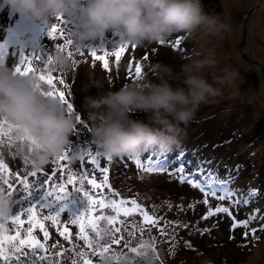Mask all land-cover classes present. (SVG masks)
Here are the masks:
<instances>
[{
	"label": "rangeland",
	"instance_id": "374dc122",
	"mask_svg": "<svg viewBox=\"0 0 264 264\" xmlns=\"http://www.w3.org/2000/svg\"><path fill=\"white\" fill-rule=\"evenodd\" d=\"M221 2L218 11L206 13L229 26L228 31L215 37L205 36L199 31L192 34L181 32L159 43L133 47L123 41L116 43L123 39L122 34L109 30L96 41L86 44L84 49L77 51L71 45H64V40L69 38L83 18V7L78 15H65L56 20L54 24L58 26L57 39L50 40V26L10 11L4 0H0V63L14 69L22 57L30 56L32 73L53 78L55 88L41 82L42 89L63 91L65 98L73 104L70 115L81 117L80 121H77V131L70 137V144L65 149L69 150V159L63 162L65 168L62 172L58 157L43 168H32L29 163L31 147L26 148L25 155L17 154L19 144L31 145V142L21 140L6 124L0 127V160L9 165L8 173L0 174V187L5 189L4 194L9 190L7 185L2 183L4 178L16 184L17 173L28 176L36 171V177L29 176L30 183L35 181V189L30 199L38 200L49 187L45 186L43 189V180L55 169L57 175L54 180L57 183L66 184L68 175L75 177L74 184L67 185L70 191L66 201L68 212L86 208V200L73 189L83 187L84 190H91L87 180L94 178L104 185L103 194L97 198H105L106 194V203H110L112 199H116L118 203L121 200L130 202L135 199L150 215L161 218L159 224L148 225L141 233L140 229L145 225L139 214L124 217L122 213L117 216L111 207L96 208L92 215L101 218L97 220L100 235L97 236L88 228L86 231L89 239L94 243L100 239L103 243L107 239L105 233L114 232L115 228L121 229L119 233H115L116 237L123 236L124 239L120 245H111L109 242L111 253L100 256L94 264H132L137 257L136 254H130L131 247L140 250V259L144 260V264H206L207 261H211V264H264V130L255 133L253 126L264 117V0ZM61 28L64 32L63 38L59 35ZM178 39L179 44L176 42ZM122 46H126V49L117 61L113 53ZM60 47H63L67 54L72 53V67L66 72L52 70L47 59ZM206 48L215 51L218 71L228 69L234 74V78L230 83L220 86V95L200 105L193 117L197 118L195 122L180 125L179 141L186 138L187 144L189 134L194 140L190 144L192 150L197 144L202 146V140L215 143L219 142V139L230 141V138H233L236 141L233 148H222L224 153L230 151L228 149L232 150L224 156L234 166H221L219 172H233L229 183L239 194L233 197V200L240 199L244 203L231 205L230 201L207 198L211 206H230V211L239 221L249 218L247 228H233V219L226 214H217L207 220L202 218L208 205L203 203L204 193L193 187L199 169L188 168L187 173L191 176L180 178L178 173L171 169L169 162L166 167L160 168L146 163L139 157L111 158L109 161L108 156L95 146L88 133L85 96H95L108 90L115 91L135 80H154V74L149 71L148 66L157 62L170 66L174 75L179 72L180 65L187 57ZM92 50L98 55H103L104 51L109 53L105 57L108 69L103 67L104 61H97L89 54ZM137 64L142 69L140 78L135 77ZM23 67L24 65H21L22 70ZM61 80L64 83H60ZM232 129L236 131L235 135L234 132L231 133ZM197 137L202 139L198 140ZM251 137L253 140L250 145L245 146L243 138ZM215 146L217 149L218 143ZM247 152L250 156L245 157ZM89 153L91 156L99 153L96 158L102 166L109 169L106 174L99 171L96 165L89 163ZM137 159L139 164L136 163ZM215 191L219 193L218 190ZM23 196H26L24 191L13 195L10 215L20 214L25 223L16 225L8 218L0 219V224L4 226L0 229V235H15L20 231L21 238H27L29 214L19 212L22 207L27 206ZM126 206L131 207L130 203ZM34 212L36 220L43 223L49 232V240L45 242L41 229L33 228V235L42 243L49 247L58 243L65 249H71L75 244L76 252L90 251L84 241L78 239L79 225L71 223L67 213L57 218L59 223H53L51 219L44 217L54 215V212L39 208L34 209ZM113 216H117V222L108 225L106 218ZM253 216L254 219L251 218ZM65 228L68 229L71 243L60 235ZM160 228L165 229L166 236L161 235ZM252 229L257 230L254 235ZM245 232L248 233L247 236ZM125 241L130 244L128 249L124 248ZM7 247H10V244L6 245ZM59 251V248L50 249L49 259L55 264H72L73 252L68 251L60 258L54 255ZM84 258L75 257L77 264H83Z\"/></svg>",
	"mask_w": 264,
	"mask_h": 264
},
{
	"label": "clouds",
	"instance_id": "9594fccd",
	"mask_svg": "<svg viewBox=\"0 0 264 264\" xmlns=\"http://www.w3.org/2000/svg\"><path fill=\"white\" fill-rule=\"evenodd\" d=\"M9 10L52 26L58 17L83 18L69 36L71 46L84 49L109 30L122 34L121 41L135 46L159 43L175 33L202 32L215 37L229 26L203 11L201 0H4ZM50 67L66 72L72 58L62 50L52 55ZM155 79H140L95 96H85L88 133L95 146L111 158H138L145 152L166 154L180 143V125H187L200 105L221 94V85L234 74L218 71L212 48L200 49L186 58L173 75L170 66H148ZM34 73L21 76L0 63V120L13 127L19 144L17 154L31 147L29 163L38 170L62 155L77 131V119L59 98L42 94ZM46 91V90H44ZM143 114L144 118H137ZM12 198L0 192V219L11 214ZM206 264H211L207 261Z\"/></svg>",
	"mask_w": 264,
	"mask_h": 264
},
{
	"label": "snow or ice",
	"instance_id": "6c2138e0",
	"mask_svg": "<svg viewBox=\"0 0 264 264\" xmlns=\"http://www.w3.org/2000/svg\"><path fill=\"white\" fill-rule=\"evenodd\" d=\"M59 19L60 17L57 18V20ZM57 33H58V26L56 24H53L48 32L49 39L56 40ZM59 35L61 38H63L64 32L62 28L59 29ZM176 42L179 44L180 43L179 39ZM64 45L70 46L71 41L69 39L64 40ZM133 47L135 46L133 45ZM125 49L126 46H122L113 53L117 61L120 60L121 53L124 52ZM59 50L64 51L65 49L63 47H60ZM83 54L84 53H81V55ZM89 54L97 61H104L103 67L105 69H108L109 65L105 59V57L109 55L107 51H104L103 55H98L95 50H92L90 51ZM68 55L71 57L72 53L69 52ZM47 59H48V63L50 64L52 61V56L49 55ZM26 61L27 63H25ZM21 65H24L23 70L21 68ZM14 71L21 76L32 73L33 68L31 67L30 56L22 57L20 62L15 66ZM141 73H142L141 66L137 64L135 68V77L140 78ZM36 77L40 82V85L41 82H43L55 88V85L53 84L52 76H46L41 74ZM60 83H64V81L61 80ZM42 94L46 96H51L53 98H59L61 104H63L64 106L66 105L68 113L69 114L72 113L73 104L65 98V93L63 91L54 92V91H44L42 89ZM76 119L79 122L81 117L77 115ZM5 124L9 129L13 127L7 121L0 120V127H2ZM19 138L21 140L26 139V137H19ZM67 151L69 150H66L64 154L58 157L59 161L61 162L60 165L61 172L65 168L63 162L69 159ZM89 155L91 156V153H89ZM96 156H99V153H97ZM96 156H91L89 163L96 165V168L99 171L106 174L109 169L107 167L102 166L97 160ZM107 159L110 161L111 157H107ZM139 162L140 161L137 159L136 163L139 164ZM8 171H9V165L6 164L3 160H0V174H7ZM56 175H57V170L54 169L52 171V174L48 175L47 179L43 180V189H45V186H49V187L43 191V197L38 200L30 199V197L33 196V192L35 189V181L33 183H30L29 176L36 177L37 176L36 171L29 173L28 176H24L20 173H17L16 184L10 183L9 179L7 178L3 179L2 183L4 185H7V188L9 189L6 195L9 196L10 198H12L13 195L17 192L20 191L26 192V196H23L22 199L26 202L27 206L22 207L19 210V212L20 213L26 212L29 214L27 217V222L30 226L27 228V238H21L20 231H17L15 235H0V264H13V261L14 264H55L53 260L49 259L48 252L50 251V249L54 250L57 248H59L60 251L55 252L54 255L60 258H63L64 254L68 251L73 252L74 258L72 264H77L75 257H85L83 260V264H94V261H98L100 256L111 253L112 249L109 246V242L111 245H120L121 241L124 239L123 236L117 238L115 235V233H119L121 231L120 228H115L114 232L111 231L106 232L105 236L107 237V239L104 240L103 243H101L100 239H97L95 243L93 240L89 239V234L86 231V229L88 228H91L92 231L97 234V236L100 235L97 227V220L101 218L93 217L92 215V212L96 208L103 209L106 207H111L116 211L117 216H119L122 213L124 217H129L139 214L140 216H142L143 223L145 225L144 228L140 229L141 233H143L146 230L148 225L156 226L160 222L161 218L150 215L146 210H144L141 207L140 204L137 203L135 199L131 200L130 202L121 200L119 201V203L117 202L116 199H112L110 203H106V198H107L106 194H105V198H97L103 194L104 185L98 183L94 178L87 180V183L91 185V190H84L83 187L73 189L74 191L79 192L82 195V197L86 200L87 202L86 208L84 210L68 212L66 201L70 191L67 185H73L75 182V177L73 175H68L67 183L65 184L63 182L57 183L54 180V177ZM201 178L204 181V184H201L199 182H194L193 187L199 188L200 191L204 193L205 199L203 203L205 205H208L207 211L202 218L207 220L209 217L216 216L217 214H226L227 216L232 217L233 228H237V227L247 228L249 224V218H246L244 221H239L236 219L235 216H233V213L230 211V206H224L223 204L211 206L207 198V197H212L218 199L219 201H230L231 205H237L239 203H244V201L240 199L233 200V197H237L239 194H237L230 187H228L227 181L221 182L215 180L211 172L203 175ZM215 187H219L220 189L219 193L214 190ZM0 192L4 193L5 189L3 187H0ZM129 203L131 207L126 206ZM37 208L41 210L47 209L49 210V212H54V215L44 217V219H51L53 223H59V220L57 218L60 217L61 214L67 213L68 219L71 221V223L79 225L78 239L84 241V243L87 245L90 251L87 253L83 251L76 252L75 244L72 245L71 249H65L63 248L62 245H59L58 243L52 244L49 247L46 243H42L39 239H37L36 236L33 235V228L35 227H39L41 229V231L43 232V237L45 242L49 240V232L44 228L43 223L38 222L36 220V213L34 212V209ZM117 216L106 218L108 225H113L114 223H116ZM251 218L254 219L255 217L253 216ZM8 219H10L16 225H23L25 223L21 219L20 214L10 215ZM176 226L179 227L178 224ZM3 227L4 226L0 224V229H3ZM133 228L135 229V225H133ZM159 230L162 236L167 235L164 228H160ZM256 231H257L256 229H252L253 235L255 234ZM60 235L63 236L65 240L70 241V236L68 234L67 228H65L64 231L60 233ZM247 235L248 233L245 232V236ZM9 244L10 247L6 248V245ZM129 247L130 244L127 241H125L124 248L128 249ZM130 254H136L137 257L135 260H133L132 264H144V260L140 259L139 249L135 247H131ZM120 255H123V253H120ZM145 259H147V257H145Z\"/></svg>",
	"mask_w": 264,
	"mask_h": 264
},
{
	"label": "trees",
	"instance_id": "16d2710c",
	"mask_svg": "<svg viewBox=\"0 0 264 264\" xmlns=\"http://www.w3.org/2000/svg\"><path fill=\"white\" fill-rule=\"evenodd\" d=\"M221 0H201V4L203 7V11L205 13H212L215 11H218L221 8ZM137 118L143 119L144 116L143 114H136ZM194 120H197V118H192L191 122H195ZM255 133H259L264 130V117H261L259 121L255 122L253 124ZM234 132V135L236 134V131H231V133ZM187 134V133H186ZM185 134V135H186ZM180 137V135H179ZM201 137V136H200ZM195 138V137H194ZM197 137L196 139H198ZM202 138H199L198 140H201ZM186 140V138H185ZM185 140L182 139L177 147H174L173 150L169 153L166 154H159L156 152H145L143 155H141L139 158L141 160L146 161V163L152 164L154 167H160L164 168L166 167V163L169 162L171 169L176 171L178 173V176L180 178H189L191 176L190 173H187L188 168L192 169H199L198 172V177L196 178V182H199L201 184H204V181L202 180V176L209 173L213 172L215 173V176L213 173L214 179L218 180L217 181H227L228 187H230L233 191L235 187L229 183L231 182L232 179V174L233 172H219V169L221 166L224 167H233L232 164L227 158H225L224 155L226 153L232 151L231 149H228L230 151H226L224 153L223 147L224 148H233L235 145V140L233 138H230V141H226L227 139H219L220 141L214 143V141L210 140H202L203 143L202 146L196 145L195 149H191V141H194L189 137V134H187V144H185ZM229 140V138H228ZM253 140V138H248L245 139L243 138L244 145L248 146L250 145L249 143ZM217 149L215 145H217ZM184 144V145H183ZM192 146H194L192 144ZM227 146V147H226ZM218 150V151H215ZM232 154V153H231ZM250 156L249 153H245V157ZM250 164V163H249ZM220 176V177H219ZM214 190L220 191L219 187H215Z\"/></svg>",
	"mask_w": 264,
	"mask_h": 264
},
{
	"label": "bare ground",
	"instance_id": "6f19581e",
	"mask_svg": "<svg viewBox=\"0 0 264 264\" xmlns=\"http://www.w3.org/2000/svg\"><path fill=\"white\" fill-rule=\"evenodd\" d=\"M246 22V21H245Z\"/></svg>",
	"mask_w": 264,
	"mask_h": 264
}]
</instances>
